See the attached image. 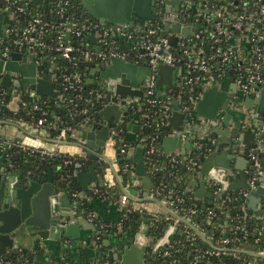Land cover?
Listing matches in <instances>:
<instances>
[{
    "label": "built area",
    "instance_id": "obj_1",
    "mask_svg": "<svg viewBox=\"0 0 264 264\" xmlns=\"http://www.w3.org/2000/svg\"><path fill=\"white\" fill-rule=\"evenodd\" d=\"M71 4L72 0H52L51 11L44 12L34 6L30 0H0V10L5 11L12 20L5 26V38L0 37L1 57L6 58L13 47H24L30 53L35 49L43 52L41 57L35 55V60H45L49 65L58 62V66L55 68L58 71L57 73L53 72L52 75L58 76L63 89L75 91L76 98L86 103L92 101L88 94L93 95L100 101L99 107L96 108L97 111L103 105L112 102L108 98L112 93V88L99 82L96 85L88 84L92 88L86 90L85 77L88 69L84 67L82 60L99 61V59L116 56L140 65H148L150 68L148 79L138 85V88H141L146 94L145 97H120L117 95L115 103L118 106H127L128 109L135 106L136 110H141L142 105L147 102L159 112V123L166 125L168 124L167 116L171 111V105L167 99V90H169L181 103V110L186 113L191 122L184 131H177L183 137L189 133L188 130L192 126L195 128L194 131L204 130L207 132L209 119L202 115L195 117L194 107L202 97L204 90L215 81L219 84L222 79L229 76L231 79L228 81L234 82L237 91L242 96L235 100L237 95L234 94V98L228 100V106L243 112V117L239 120L240 124L254 134L256 142L254 146H247L243 141H235L234 145H223L222 148L229 149L234 158H247L248 166L241 170L234 165V159H232L231 166L226 167L219 179L201 171L203 161L198 162L192 157H188V154L181 157L179 152L165 153L161 150L160 153L163 157L171 161H176L177 155L186 160L190 168L195 171L191 179L196 181L195 188L201 180H204L203 186L210 195L199 197L194 193V199L201 200V205L198 207L197 202H193V206H188L184 210L185 214L181 215L177 213L178 208L174 199L159 195V191L152 188L148 195L149 198L146 200H154L169 208L170 211L167 210L166 213L160 214L148 212L142 207L138 209L132 207V209L147 226V244L150 248L155 245L159 237L152 230L157 227L161 215L165 219L162 232L169 222L175 228L172 238L156 253V260L181 250V245H184V242L175 240L181 221L184 223L183 231H185L186 238H195L193 233L186 228L191 226L205 242V244H194L190 248L191 256L182 264H197L200 260L214 264L213 257H218L217 264H223V261L220 260L221 256L231 253L234 249L238 250L230 246V243L240 237L247 236L252 237L254 242L262 243V247L257 251L246 250L251 255L246 259H241L236 255V260L232 264H264V198L258 210L252 209L247 204L250 192L259 185L263 188L264 196V165L256 155L257 151L263 152L264 155V118L261 121L257 120L253 114L254 107L244 102L246 97L252 96L256 90L264 87V0H151L152 16L142 22L139 31L119 24H103L82 10L80 12L86 16L79 17L70 11ZM37 8L40 10H36ZM174 23L178 24V30L169 29ZM184 27H187L189 31L184 33L181 30ZM94 30L100 31L98 37L102 44L100 50L86 47L82 42L74 44L67 37L68 35L83 36ZM115 35L121 37L127 35L131 38L132 43L129 48H121L119 42L113 38ZM171 36L176 38L174 44L170 41ZM60 60H66L67 64L62 65ZM159 62L183 67L182 74L178 75L180 86L165 88L163 91L166 92L161 96L156 95L157 88L155 86L156 67ZM13 75L18 78L20 73L13 72ZM5 92L10 95L7 104L16 93L19 94L17 110L22 111L21 106L25 104L23 96H27L28 101L29 89L27 87L0 86V100ZM39 96L37 94L31 100ZM57 96H59V92ZM33 106L38 107L36 103ZM73 108V106L69 107L73 114L82 113L85 115L80 121L96 120L91 118L92 112L87 106H83L77 111ZM141 115H146V113ZM45 120L46 118L40 117L35 124L24 120L21 115L0 117V123L21 127L29 135H32L33 128L43 127L50 139L54 141V146L40 147L39 153L55 155L58 153V142L66 139L68 132L74 126L64 125L59 128L56 135L50 136L47 128H55L56 125L53 120L46 121V123ZM97 121L101 123L102 120ZM22 123L26 125L24 126ZM108 130L106 153H109V150L113 151L116 146L120 148L121 153H125L128 143L122 141L116 145L120 136V127L110 122ZM172 134L173 132L170 130L166 135ZM192 143L193 146H200L198 141H192ZM211 145L216 147L215 138L207 143L205 155L210 152ZM25 147L21 141L0 139V151L5 156H9L15 151H21ZM153 150H155L153 146L146 149L147 152ZM122 169L132 175L133 162H125ZM240 171L246 174L245 182L249 188L240 186L236 190L232 189L242 198V201L237 204L238 214L232 216L229 211L223 210L224 202L231 197L224 191L232 188L230 185H225V181L230 183ZM185 190L194 191L191 184ZM87 193L89 195H105L102 194L99 185L95 183L90 184ZM133 198L138 200L145 196L133 195ZM175 199L180 202L183 197L176 195ZM129 202L132 204V201L129 200ZM192 214H196L197 220L191 219ZM84 215L105 228L109 225L111 227L115 225L118 229L122 227L120 218L111 223L100 221L90 210H86ZM177 242L180 245H176ZM190 251H187V255L190 254ZM112 263L114 264L113 261ZM0 264L27 263L21 259L14 261L4 255L0 256ZM168 264L181 263L176 258H171Z\"/></svg>",
    "mask_w": 264,
    "mask_h": 264
},
{
    "label": "water",
    "instance_id": "obj_2",
    "mask_svg": "<svg viewBox=\"0 0 264 264\" xmlns=\"http://www.w3.org/2000/svg\"><path fill=\"white\" fill-rule=\"evenodd\" d=\"M79 1L80 9L99 22L119 24L136 31L140 30L145 19L152 16L151 0ZM30 2L44 12L52 9V0H30ZM11 22L8 14L0 10V37L5 38V26ZM169 29L178 30L179 26L174 23ZM181 30L184 33L189 31L187 27ZM91 33L97 38L100 36L99 30ZM88 36L89 34H85L83 38ZM113 38L123 49L129 48L132 43L127 35L123 37L115 35ZM175 39L174 36L170 37L173 44ZM81 42L85 44L83 39ZM95 48L101 49L98 46ZM35 55L41 57L43 52L35 49L30 53L24 47H13L8 56L3 58L0 50V86L27 87L28 102H31V98L37 94L54 101L58 95V87L61 85L58 76L52 75L53 72L58 71L55 69L58 62L49 65L45 60L36 61ZM82 63L88 66L85 82L92 85L100 82L105 86H111L112 93L108 98L112 102L98 110L101 123L97 120H83L81 123L73 121L75 126L68 132L67 138L60 140L57 145L58 152L67 154L64 161L60 160L54 165L47 166L46 157L42 156L40 162L43 165H33L30 159L33 155L39 154V151L26 153L22 149L9 156H5L0 151V256L8 255L13 258L26 256L31 259V264H43L46 254L58 260L65 255L68 256L69 253L71 255L69 257H72L70 260H74L76 264L86 261L83 264H98L101 256H108L114 264H157L156 253L172 238L169 229L163 231L155 245L150 248L147 244V226L139 215H135L136 212L130 215L126 213L128 221L122 223L121 229L115 225L110 228L102 227L83 214L88 208L86 194L90 184L111 185L109 181H112V175L117 172L121 192L127 200L132 201L131 206L134 209L142 207L148 212L160 214L170 211L154 200H146L149 198L154 180L146 165V145L139 141L137 136L134 138V134L130 135L129 138L134 139L125 153H121L118 146L113 148L112 156L106 153L108 124L113 118L124 120L128 112L127 106H118L115 103L116 96L144 98L146 94L138 88V85L148 79L150 68L148 65H140L116 56L99 59L98 62L82 60ZM156 68L157 96L166 92H161L163 84L166 85V89L180 86L178 75L183 72L182 66L159 62ZM13 72L20 73V76L14 77ZM230 79L227 76L219 84L215 81L203 91L202 97L194 107L195 117L202 115L209 119L207 132L195 130V134L191 135L195 129L192 126L184 137L177 131H184L191 123L190 119L181 110V103L176 100L175 95L167 90V99L171 105L167 120L173 134L165 135L160 144L165 153L174 152L177 147L182 157L186 150L194 147L191 146V142L196 136L204 144L215 138L216 147L211 145L210 152L205 155L202 162L201 171L219 179L226 167L231 166L232 159L234 165L241 170L249 163L247 158H234L229 149L222 148L224 143L234 145L233 137L240 135L239 120L243 117L242 111L228 106V100L234 98V94L237 95L235 100L242 96L234 82L228 81ZM18 97L19 94L16 93L7 107L17 115H21L22 111L17 110ZM246 103L255 105L253 114L259 116L261 121L264 118V87L256 90L252 96L246 97ZM1 124L0 139L29 141L31 135L21 127ZM231 124L232 128H230ZM126 128L136 133L139 125L134 123L133 118H129L126 121ZM248 134L254 138V134L250 131L243 132L241 136ZM43 146L44 142L37 145L39 148ZM124 160L135 162L133 175L128 173V179L125 181L123 173L119 172ZM245 178L246 174L240 171L230 183L225 181V185H230L234 190L240 186L249 188ZM195 182V180L190 181L195 195L199 197L210 195L203 186L204 180L200 181V186L197 188ZM139 185L142 186L141 190L135 188ZM251 193L253 195L263 193L262 186H257ZM133 195L145 196V198L134 200ZM254 201V196L249 195L247 204L252 209L258 210L260 206H256ZM168 225L170 229L173 227L170 222ZM111 235L113 238L110 237ZM96 237L98 243L102 241L104 245L109 246V249H105L102 245L95 247ZM102 237H105V241ZM197 264L208 263L200 260Z\"/></svg>",
    "mask_w": 264,
    "mask_h": 264
},
{
    "label": "trees",
    "instance_id": "obj_3",
    "mask_svg": "<svg viewBox=\"0 0 264 264\" xmlns=\"http://www.w3.org/2000/svg\"><path fill=\"white\" fill-rule=\"evenodd\" d=\"M70 11L72 14H76L79 17L86 16L81 13V9L79 7L77 0H72V4L70 6ZM40 10V9H36ZM84 36V35H83ZM83 36H73L68 35V39L71 40L74 44H80L82 41ZM60 63L62 65H66V60H60ZM70 66L68 65V68ZM83 70V68H81ZM86 90L92 88L90 85H85ZM59 96L55 98L54 101H51L49 98L40 95L39 97H35L31 100V102L27 101V96H23L25 100V104L21 106L22 109V118L28 122L37 123L38 119L40 117L46 118V121L53 120L55 122V128H47L48 133L50 136H54L58 133L59 128H61L64 125L70 124L72 127L75 126L74 120L78 123L80 120H82L85 115L82 113H76L73 114L71 110H69V107L73 106V110L77 111L79 108L83 106H87L89 111L92 112L91 118H94L96 120L100 119L99 112L96 110V108L99 107L100 101L95 99L93 95L88 94L92 101L89 103H86L85 101L76 98L75 91L71 89H63L62 85H59L58 87ZM83 95H85L84 92H82ZM10 98L9 93L5 92L2 99L0 100V117H16L17 114L9 109L7 107V100ZM37 104L38 107L35 108L33 105ZM156 108L152 106L151 104L145 102L141 110H136L135 106H132L128 109L126 118L124 120H113L111 123L117 127H120V136L119 139L116 141V145H119L122 141L129 143L128 140L123 139V135L126 128V121L127 119L134 118L137 120V123L139 125L138 129V140L141 141L146 145L147 148H151V146L154 147L155 150L151 152H147V159H146V165L148 168V171L150 175L152 176L154 180L153 189L159 191V195L169 197L175 200V204L177 206V213L179 214H185L184 210L188 208V206H193V202H197L198 207L201 205V200H195L194 199V191L192 190H185V188L189 185L192 177L195 174V171L190 168V165L186 160L181 159L178 155L176 156V161H171L168 158H164L163 155L160 153L162 150L161 148V140L162 138L171 130L170 126L168 124L163 125L159 123V112L155 110ZM45 112V113H44ZM142 113H146V115H141ZM193 142H200V146H194L190 151L188 152V157H192L193 159L197 160L198 162H201L205 158V152L207 143H202L198 138L193 139ZM159 150V151H157ZM13 154V153H12ZM257 157L264 165V155L263 152L257 151L256 152ZM46 157L45 164L47 166L54 165L57 162L66 160V153L58 152L55 155H42ZM56 158V160L54 159ZM31 163L33 165L39 164L42 166L43 164L40 162L39 154L33 155L30 159ZM125 162H132L131 160H124L123 164ZM165 162V163H164ZM123 166L120 168L121 173H123L124 181L128 179V171L122 169ZM119 186V185H118ZM102 194L107 195L108 197H111L113 199H117L121 195V189L120 187H117L115 184L111 185H103L99 186ZM233 188L227 189L224 191L225 194L231 195V197L226 200L223 204V210H227L230 212L232 216H235L238 214L237 204L242 201L241 196L232 190ZM169 190H172V192H169ZM176 195H181L183 197V200L180 202H177L175 197ZM126 209V210H125ZM128 213L129 215L131 213H135V211L132 209V206L130 202L125 204L123 209V214L120 216V220L122 223H126L128 221V217L126 215ZM221 213V212H220ZM223 214V212H222ZM161 220L159 221L156 228H154L152 231H154L155 235L160 236L162 234V227L164 224V216L161 215ZM191 219L197 220L196 214H192ZM183 225L184 223L180 221L178 231L175 235V240H180V242H184V245H181V250L172 252L170 256H165L163 258L157 259V264H168L169 259L176 258L180 263L182 264L185 262L189 256H191L190 248L196 244H205L203 239L194 232V229L191 226H187V230L189 232H192L195 238L188 239L186 238L185 231H183ZM111 225L107 226V228H110ZM176 245H180L179 242L176 243ZM230 246L237 248L238 250L234 249L229 254H224L221 256V261H223V264H232L234 260H236L235 256L238 255L241 259L249 258L251 255L247 251H257L262 247V243L260 242H254L253 238L250 236H247L245 238L240 237L238 240H234L230 243ZM187 251H190V254L187 255ZM8 256V255H7ZM10 258L15 259H21L24 260L27 264H31V259L22 256V257H11ZM214 264H217L219 262L218 257H213ZM76 264L74 261L69 260L68 256H65L61 259H54L52 255L46 254L43 264ZM98 264H113L112 260L108 256H101Z\"/></svg>",
    "mask_w": 264,
    "mask_h": 264
},
{
    "label": "crops",
    "instance_id": "obj_4",
    "mask_svg": "<svg viewBox=\"0 0 264 264\" xmlns=\"http://www.w3.org/2000/svg\"><path fill=\"white\" fill-rule=\"evenodd\" d=\"M77 1H78V3L80 2L79 0H77ZM99 1L100 2H105L106 0H99ZM108 1H110V0H108ZM33 5L35 6V4H33ZM91 32L92 31L86 33V34H89V36L87 38H83V41H84L86 47H89V48L94 49V50H98V49L95 48V46L102 47V44H101L100 40L96 36H93V34ZM93 37H95L94 40H93ZM94 61L97 62L98 60H94ZM84 67L88 68V66H86V65ZM165 87H166V85L163 84L161 92L165 89ZM244 102L246 103V98L244 99ZM250 106L254 107V112H255V105L253 104V105H250ZM255 117H256L257 120H260L259 116L255 115ZM133 121H134V123H137L135 119H133ZM81 122H83V121H79L78 123H81ZM1 125L2 124L0 123V126ZM230 128H232V124L230 125ZM245 131H247V130L243 126L239 127L238 128V132L240 133V135H238L237 137H233V140H235V141H243L247 146H252V144H255L256 138H255V136L253 138V136H251L249 134L247 136H244L245 134L243 136H241V134L243 132H245ZM132 134L135 135L134 136V138H135L136 136H138V131L136 133H133L130 130H128L127 128H125V132H124L123 138H125V140L129 141V143L127 144L128 146L132 143V139H134V138H132V139L129 138L130 135H132ZM193 134H195V131L191 133V135H193ZM195 138H197V136ZM69 139L71 140L72 138H69ZM235 141H234V143H235ZM41 142H44V146L45 147L54 146V141L50 139V137L47 135V132L45 131V129L43 127H35L32 130V135L30 136L29 141L28 142H23L25 144V146H26L24 150L26 151V153H30L32 151H39V147H37V145L39 143H41ZM223 145H228V144L224 143ZM128 146H127V148H128ZM191 146H193L192 142H191ZM256 146H257V144H256ZM263 146H264V144H263ZM190 149L191 148L186 150L184 155L188 154ZM16 152H20V150L19 151H15L14 153H16ZM177 152H179V149L176 147L175 150H174V153H177ZM108 154H109V156H112L113 153H112V151L109 150ZM39 157L41 158L42 154L39 153ZM132 162H133V164L135 166V162L134 161H132ZM247 166H248V164L244 165L243 169H245ZM114 169H117V168L114 167ZM117 173H114L112 175V181H109V184H112V185L115 184L117 187H119L118 186ZM133 173H134V171H133ZM199 186H200V183L196 186V188L199 187ZM135 188L137 190H141L142 186L139 185V186H136ZM249 195L250 196L251 195L254 196V198H255L254 203H255L256 206L260 205L262 200H263V198H264L263 193H260L258 195L257 194L253 195L250 192ZM86 198L88 199V203H87L88 204V208H87V210H90V211L94 212L95 215L99 218L100 221H102V220L105 221L106 220L108 222H115L117 219H119L120 216L123 214V209L122 208L124 207V205L127 202H129V200H127L125 198V196H124V194L122 192H121L120 197L117 198V199L110 198V197H108L106 195H89L88 193L86 194ZM135 215H138V214H135ZM129 220H131V219L129 218ZM168 229L170 230L169 234H173V232L175 231L174 227H172L170 229L169 225H166L164 231H166ZM133 230L135 231V229H133ZM110 237L113 238L112 235ZM97 238L98 237H96L95 240H94L95 247L102 245L105 249H109V246L104 245L102 241L98 243L96 241V240H98ZM103 238H104V241H105V237H102V240H103ZM106 243H109V242L106 241ZM65 252L68 253V251H65ZM65 256H67V255H65ZM65 256H63L61 258H64ZM69 256H71V255L68 253V258L70 260V258H72V257H69ZM72 261H74V260H72ZM86 262H82L81 264L86 263Z\"/></svg>",
    "mask_w": 264,
    "mask_h": 264
},
{
    "label": "rangeland",
    "instance_id": "obj_5",
    "mask_svg": "<svg viewBox=\"0 0 264 264\" xmlns=\"http://www.w3.org/2000/svg\"><path fill=\"white\" fill-rule=\"evenodd\" d=\"M22 125H24V126H25L26 124H25V123H22Z\"/></svg>",
    "mask_w": 264,
    "mask_h": 264
}]
</instances>
